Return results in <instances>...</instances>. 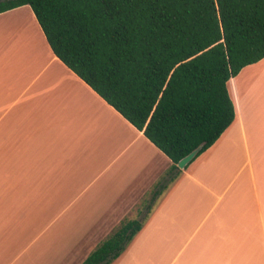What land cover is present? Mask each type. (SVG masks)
<instances>
[{
    "label": "crops",
    "instance_id": "0c3cea01",
    "mask_svg": "<svg viewBox=\"0 0 264 264\" xmlns=\"http://www.w3.org/2000/svg\"><path fill=\"white\" fill-rule=\"evenodd\" d=\"M263 74L264 57L227 81L235 119L172 177L142 130L54 55L29 5L1 12L0 179L6 190L14 181L51 192L36 205L51 214L29 237L26 196L22 206V192H0V264H80L155 191L159 202L111 264H264Z\"/></svg>",
    "mask_w": 264,
    "mask_h": 264
},
{
    "label": "trees",
    "instance_id": "16d2710c",
    "mask_svg": "<svg viewBox=\"0 0 264 264\" xmlns=\"http://www.w3.org/2000/svg\"><path fill=\"white\" fill-rule=\"evenodd\" d=\"M22 5L54 55L171 160L172 177L233 122L227 81L264 57V0H0V13ZM146 218L123 221L80 264H111Z\"/></svg>",
    "mask_w": 264,
    "mask_h": 264
},
{
    "label": "rangeland",
    "instance_id": "374dc122",
    "mask_svg": "<svg viewBox=\"0 0 264 264\" xmlns=\"http://www.w3.org/2000/svg\"><path fill=\"white\" fill-rule=\"evenodd\" d=\"M8 29V28H7ZM256 68V67H255ZM243 76V75H242ZM245 76V74H244ZM262 81L264 80V74L261 76ZM261 81V83H262ZM261 90V95L264 98V90L262 89V86L260 87ZM4 175V171H3V167L0 168V178L2 179ZM0 179V192H22V193H14V196H17L19 199H21L22 202V206H24V199L25 196L27 198V206L29 208V210H32L34 212H29L28 213V229H29V237H30V233H31V228H33L34 225H38L41 223V219L44 216V220L46 219V217H49L51 213H45V214H39L36 212L37 208L36 205L38 204L39 201H43V202H51V192H43V197H41V193L42 192H26L25 193V188H20L19 182H10V187L7 186L6 188H8L7 190L4 187V183L3 180L1 181ZM33 187H34V182H33ZM69 193V192H67ZM162 193V192H161ZM65 193L61 192V197H60V201H63L64 197H65ZM152 197V192H146L145 195L143 196L142 200H141V205L139 206V210L135 213V217L136 218H140V219H145L146 217H148L153 208L157 205V203L160 200V197L157 195L156 198H151ZM56 204H62V202H59V200L57 201ZM14 212V211H13ZM24 212L22 213H12L11 214V227L12 230H14V228L17 226L18 223L22 222L23 220V216ZM37 222V223H35ZM50 222V221H49ZM146 222V221H145ZM32 226H29L30 224H33ZM47 224V222H44V224ZM52 229V228H51ZM114 229L113 228L109 231V233L107 235H109ZM51 231V230H50ZM104 238H102L95 246L94 248L103 240ZM93 248V249H94Z\"/></svg>",
    "mask_w": 264,
    "mask_h": 264
},
{
    "label": "water",
    "instance_id": "95a60500",
    "mask_svg": "<svg viewBox=\"0 0 264 264\" xmlns=\"http://www.w3.org/2000/svg\"><path fill=\"white\" fill-rule=\"evenodd\" d=\"M201 146L202 145H198L196 148H194L189 153H187L185 156H183L181 159H179L177 162L178 168L183 169L186 166V164H188L194 158V156L200 150Z\"/></svg>",
    "mask_w": 264,
    "mask_h": 264
}]
</instances>
